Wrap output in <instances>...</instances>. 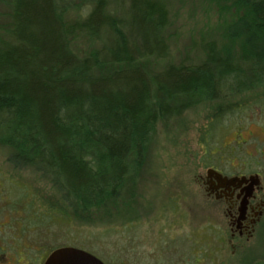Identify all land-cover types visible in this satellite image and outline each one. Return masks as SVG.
<instances>
[{
	"label": "trees",
	"instance_id": "obj_1",
	"mask_svg": "<svg viewBox=\"0 0 264 264\" xmlns=\"http://www.w3.org/2000/svg\"><path fill=\"white\" fill-rule=\"evenodd\" d=\"M87 1L82 26L100 42L95 52L80 55L71 48L64 18L77 0H10L13 41L0 49V144L11 150L15 167L28 165L51 177L75 220L116 202L141 170L159 122L194 101L264 88V0H232L243 12L237 22L245 47L241 58L211 50L199 65H169L155 73L141 61L167 51L164 5L117 0L113 13L107 10L110 0ZM218 117L205 135L215 133ZM249 157L241 164L258 171L249 168ZM23 190L26 198L30 191ZM47 202L49 215L42 212L39 221L37 213L29 225L65 217L60 202ZM32 204L39 201L29 202L27 213ZM208 234L216 243L223 235ZM185 256L190 264L202 262L203 256Z\"/></svg>",
	"mask_w": 264,
	"mask_h": 264
},
{
	"label": "rangeland",
	"instance_id": "obj_2",
	"mask_svg": "<svg viewBox=\"0 0 264 264\" xmlns=\"http://www.w3.org/2000/svg\"><path fill=\"white\" fill-rule=\"evenodd\" d=\"M159 1L167 11L162 31L167 51L141 61L152 73L169 65H199L211 50L237 59L244 54L237 24L243 12L232 0ZM87 5V0H77L64 18L71 48L80 55L101 46L82 26ZM116 7L117 0H110L107 10L114 13ZM11 29V2L0 0V49L13 41ZM214 115L219 116L220 126L215 133L205 135ZM10 154L11 150L0 144L1 201L8 200L6 191L15 181L30 191L26 207L39 201L26 211V223L37 213L39 221L42 212L49 215L47 199L63 206L65 217L56 215L52 222L45 219L44 224L48 223L36 226V231L30 227L29 243H39L43 256L56 247L72 246L94 254L105 264H168L171 257L176 264H190L192 258L185 255L194 239L201 242L203 236L207 250L203 252V244L197 250L198 257L203 256L200 264H255L264 260V215L248 240H232L224 204L208 198L199 180L208 165L240 166L248 155L249 168L264 176V88L194 101L180 115L159 122L141 170L127 180L115 203L93 212L90 219L87 214L73 219L51 177L28 165L15 167L9 162ZM212 230L223 234L216 243L214 260H210L208 250ZM175 237L180 250L166 251L164 240L168 238V244Z\"/></svg>",
	"mask_w": 264,
	"mask_h": 264
},
{
	"label": "flooded vegetation",
	"instance_id": "obj_3",
	"mask_svg": "<svg viewBox=\"0 0 264 264\" xmlns=\"http://www.w3.org/2000/svg\"><path fill=\"white\" fill-rule=\"evenodd\" d=\"M229 162L232 163V161ZM225 167L208 165L205 175H199V180L208 198L224 204L231 239L248 240L253 235L255 226L264 215V176L261 171L248 172L244 163L240 166ZM208 169L214 171L210 177L207 176ZM250 176H257L254 180L258 184L253 185L252 188H248L250 180L247 182L240 181L243 177L248 178ZM233 177L237 178L233 183H228L227 181ZM13 181L14 179H12V183ZM14 183L6 191L8 200H0V264H43L52 250L46 252L43 256V250L39 243L34 242L33 245L29 243L31 241L30 227H34V231L37 227L36 225H28V222L26 223L25 192L20 182L14 181ZM14 186L16 187L14 188ZM2 191L3 189L0 191V197ZM243 202H246L244 206ZM193 236L195 238V235ZM171 239L173 242H168V244V238L164 240V249L178 252L180 250L178 240H176V237L175 240ZM198 240L200 241V239ZM202 240L203 237L201 242ZM201 242L194 239L189 247V253L197 255L196 252L200 249ZM209 245L212 255L216 251L215 236L210 235Z\"/></svg>",
	"mask_w": 264,
	"mask_h": 264
},
{
	"label": "water",
	"instance_id": "obj_4",
	"mask_svg": "<svg viewBox=\"0 0 264 264\" xmlns=\"http://www.w3.org/2000/svg\"><path fill=\"white\" fill-rule=\"evenodd\" d=\"M214 171L212 169L207 170V176H211ZM257 176H250L248 178L243 177L241 182H247L250 180L248 188H252L253 185L258 184L254 178ZM217 179L218 176H216ZM237 177L230 178L228 183H233ZM226 179V178H224ZM250 192V191H249ZM248 192V193H249ZM246 202H243V206ZM43 264H105L94 254L72 246H62L53 249L45 258Z\"/></svg>",
	"mask_w": 264,
	"mask_h": 264
}]
</instances>
